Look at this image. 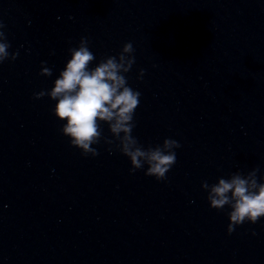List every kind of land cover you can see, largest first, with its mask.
<instances>
[{
    "label": "clouds",
    "instance_id": "clouds-1",
    "mask_svg": "<svg viewBox=\"0 0 264 264\" xmlns=\"http://www.w3.org/2000/svg\"><path fill=\"white\" fill-rule=\"evenodd\" d=\"M72 19L73 17H69ZM5 24L0 20V64L15 61L19 52H9L11 44L7 40ZM88 36H81L76 47H69L71 58L67 61L51 90H41L33 94L34 99L48 96L56 101L53 109L55 117L66 121L60 129L68 137L70 146L78 148L82 156L96 157L97 148L103 139L109 145L108 151H119L130 160V173L146 167L145 175L157 181H166L167 173L176 163L175 149L180 143L165 138L162 144L145 148L132 135L135 128V110L140 104L141 93L128 84L126 74L135 64V49L131 42L123 45L115 56L102 58L94 68L90 65L96 60L90 50ZM41 63V76H51L52 69ZM144 75L140 70L138 79ZM107 124L111 139L102 136L101 124ZM259 168L247 172H235L229 178H218V182H202L207 191V200L212 209L228 212L227 233L245 223L256 224L264 217V177H259ZM256 233L253 232L252 235Z\"/></svg>",
    "mask_w": 264,
    "mask_h": 264
}]
</instances>
